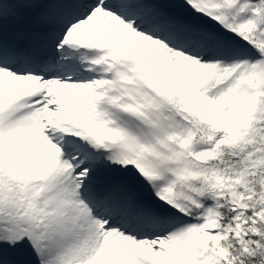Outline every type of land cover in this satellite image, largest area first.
Returning a JSON list of instances; mask_svg holds the SVG:
<instances>
[{
  "label": "snow or ice",
  "instance_id": "obj_1",
  "mask_svg": "<svg viewBox=\"0 0 264 264\" xmlns=\"http://www.w3.org/2000/svg\"><path fill=\"white\" fill-rule=\"evenodd\" d=\"M0 264H264V0H0Z\"/></svg>",
  "mask_w": 264,
  "mask_h": 264
}]
</instances>
